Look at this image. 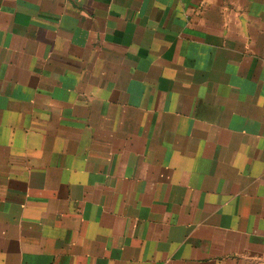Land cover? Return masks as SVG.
<instances>
[{"label": "crops", "instance_id": "crops-1", "mask_svg": "<svg viewBox=\"0 0 264 264\" xmlns=\"http://www.w3.org/2000/svg\"><path fill=\"white\" fill-rule=\"evenodd\" d=\"M0 264H264V0H0Z\"/></svg>", "mask_w": 264, "mask_h": 264}]
</instances>
